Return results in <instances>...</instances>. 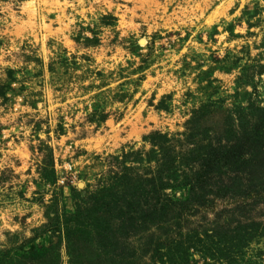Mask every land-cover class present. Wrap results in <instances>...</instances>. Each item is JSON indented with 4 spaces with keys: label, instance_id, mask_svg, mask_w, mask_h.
<instances>
[{
    "label": "rangeland",
    "instance_id": "obj_1",
    "mask_svg": "<svg viewBox=\"0 0 264 264\" xmlns=\"http://www.w3.org/2000/svg\"><path fill=\"white\" fill-rule=\"evenodd\" d=\"M0 264H264V0H0Z\"/></svg>",
    "mask_w": 264,
    "mask_h": 264
}]
</instances>
